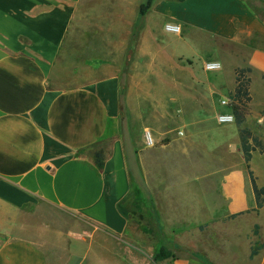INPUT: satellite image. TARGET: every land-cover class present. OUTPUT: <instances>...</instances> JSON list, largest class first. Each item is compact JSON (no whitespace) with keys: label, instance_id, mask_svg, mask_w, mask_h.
Listing matches in <instances>:
<instances>
[{"label":"crops","instance_id":"1","mask_svg":"<svg viewBox=\"0 0 264 264\" xmlns=\"http://www.w3.org/2000/svg\"><path fill=\"white\" fill-rule=\"evenodd\" d=\"M144 2L0 0V264H118V252L126 251L122 242L133 228L131 215L123 216L119 205L126 209L134 195L131 168L138 160L148 186L149 168H164L161 157L154 162L151 153L127 150L120 138L105 143L131 106L132 90L123 75L134 38L137 59L172 61L174 71L184 69L183 63L195 66L197 59L162 46L170 23L182 26L175 43L199 36L222 59L233 58L234 84L227 90L235 91L236 74L245 70L250 112L242 128L264 142V129L247 126L255 110L262 116L257 127L264 124V0H155L142 19ZM208 84L210 95L220 93ZM190 94L194 107L197 98ZM220 112L215 106V119ZM223 145L232 158L221 171L229 211L254 210L247 202L248 179L252 183L240 134ZM101 150L102 170L95 164ZM250 167L263 188L260 150L253 152ZM170 169L173 181L192 171ZM159 179L166 177L153 181ZM171 264L200 262L178 257Z\"/></svg>","mask_w":264,"mask_h":264},{"label":"rangeland","instance_id":"2","mask_svg":"<svg viewBox=\"0 0 264 264\" xmlns=\"http://www.w3.org/2000/svg\"><path fill=\"white\" fill-rule=\"evenodd\" d=\"M96 29L97 33L101 32ZM174 35L164 34L160 43L165 49H180L193 56L197 59L195 66L183 63L184 69L174 71L172 61L139 60L137 38L129 44L126 52L129 65L123 81L126 89L130 87L132 90L131 106L122 122L110 129L105 143L120 138L127 143V150L151 153L154 162L161 157L164 168L163 172L149 168L153 171L149 175V186L141 168L137 167L138 160L131 168L134 195L125 205L131 215L133 234L122 242L126 251L118 252V264H171L178 257L195 258L200 264H264L263 248L257 257H250L253 249L264 244V207L258 212L250 209L231 219L235 213L229 211L222 191L225 174L221 171L227 166L226 160L232 159L223 141L240 134L242 126L236 123L220 125L218 113L214 118V107L227 111L220 103L223 97H228L232 100L233 109L238 106L246 119L250 112L243 105L246 96L240 99L236 89L234 92L227 90L234 84L237 62L226 55H222V59L217 47L206 39L197 36L175 43ZM207 60L221 61L222 69L206 72L203 64ZM238 76L241 82L246 83V73ZM208 83L217 85L220 93L210 95L206 90ZM190 91L197 98L194 107L188 99ZM260 98L261 104L264 103V97ZM261 117L255 110L247 126L264 129V124L257 127V120ZM146 131L151 132L154 146L147 144ZM157 133L162 136L158 138ZM179 165L192 171L182 174L177 180H169L174 177L170 168ZM254 165L261 167L258 156ZM210 168H214L211 175ZM243 169L240 168V172L246 173ZM157 175L169 179L155 182ZM172 183L174 186L169 190ZM247 202L252 209L256 207L249 179ZM256 225L259 226L258 235L255 234ZM161 248L167 249L172 256L157 258Z\"/></svg>","mask_w":264,"mask_h":264},{"label":"trees","instance_id":"3","mask_svg":"<svg viewBox=\"0 0 264 264\" xmlns=\"http://www.w3.org/2000/svg\"><path fill=\"white\" fill-rule=\"evenodd\" d=\"M155 0H146V2L144 4L141 5L140 7V17L143 19L147 13L150 11V9L152 8V5L154 3ZM241 73H246V71H240L238 72V74ZM236 76V82H237V86H236V94H238V98L241 99V97L246 96L247 100H245L246 102L243 104L245 105L247 102H249L250 98H249V94L247 92V87H246V83L241 82L240 77ZM234 114L236 116V124L238 126H242L243 123L246 120V116L244 113L240 112V108L238 106H236L235 109H233ZM240 132V138H241V142H242V150H243V154H244V158H245V162L247 165V169L249 172V176L251 179V183H252V187H253V191L256 197V208L253 211L258 212L259 210H261L264 207V187L260 188L256 182V178L254 176V173L251 170L250 167V162L252 160V155L253 152H255L256 150H260V152L262 154H264V142L262 140H260L258 137H256L251 130L247 129V128H242L239 129ZM95 164L96 166L102 170L105 166V155L104 152L98 151L95 154ZM119 210L122 213L123 216L128 217V212L127 210L124 208V206L119 205ZM249 212V211H247ZM247 212H240L237 214L232 215L230 218L234 219L244 213ZM259 228L258 225H256V231L255 234L258 235L257 233V229ZM264 248V244L262 245L261 248H256L253 249L251 252V259L255 258L257 255H259V252L261 251V249ZM164 257H170L172 256V253L169 252L167 249L165 248H161L160 252L158 253L157 258H163Z\"/></svg>","mask_w":264,"mask_h":264},{"label":"built area","instance_id":"4","mask_svg":"<svg viewBox=\"0 0 264 264\" xmlns=\"http://www.w3.org/2000/svg\"><path fill=\"white\" fill-rule=\"evenodd\" d=\"M165 30L168 33L180 35L182 34V26L179 24H167ZM204 69L207 72H217L222 69V64L217 61H210L204 64ZM221 106L226 108L228 111L220 112L217 115V122L220 125H230L236 123V116L232 107V100L228 97L221 100ZM146 142L149 146H154V139L151 132L146 131L145 134Z\"/></svg>","mask_w":264,"mask_h":264}]
</instances>
